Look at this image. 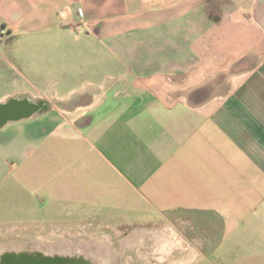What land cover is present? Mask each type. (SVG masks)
Returning a JSON list of instances; mask_svg holds the SVG:
<instances>
[{
  "label": "crops",
  "instance_id": "0c3cea01",
  "mask_svg": "<svg viewBox=\"0 0 264 264\" xmlns=\"http://www.w3.org/2000/svg\"><path fill=\"white\" fill-rule=\"evenodd\" d=\"M71 29L94 62L14 96L45 108L0 127V221L167 219L264 264V0H0V41Z\"/></svg>",
  "mask_w": 264,
  "mask_h": 264
},
{
  "label": "rangeland",
  "instance_id": "374dc122",
  "mask_svg": "<svg viewBox=\"0 0 264 264\" xmlns=\"http://www.w3.org/2000/svg\"><path fill=\"white\" fill-rule=\"evenodd\" d=\"M78 31L80 29H71L69 31L48 30L40 33H17L15 35L2 36L0 41V102L18 96V94L29 93L36 96L35 88L37 85H52L63 77L64 79L73 78L77 73L93 64L94 59L90 58L91 55L88 52L84 54L76 52L77 49L75 47L80 36L77 33ZM64 42L70 44V47L62 46ZM148 220L140 219V217L138 219H127L124 222L134 224H125L123 226L140 229L142 225L137 223H144ZM14 222L0 221V251L24 247L40 249L60 243L84 242L86 246H89L95 241L105 244L106 239L110 236L109 233H117L116 230L119 231L117 226H114L118 221L112 223L110 221L90 220L78 225H63L57 221ZM155 223L157 226L151 232H158L162 236L165 235L168 239V243L164 245V251L157 252L153 250L152 246L156 244L154 233L152 236L150 232H147L148 239L146 235H142V241H140L139 235L133 237L140 243L144 241V247L140 248L139 253L147 256L146 259L152 261L153 264H175V261H177V264H185L188 259H191L189 257L191 254L194 255L193 259H197L194 264H218L215 253L208 251L199 252L196 248L191 250V247L186 244L187 241L183 235L175 234L169 230L167 219ZM108 226L115 227V231L109 230V233H105V229ZM159 227L163 228L160 229ZM144 233H146V230ZM124 237L127 238V245H130L132 236L125 235ZM122 238L121 235L119 239ZM109 239V242L113 245L109 246L108 244V249H117L119 251V240L113 241L111 236ZM128 248L129 250L121 255L124 259L132 257L133 253L130 249H133L134 246ZM82 249H86V254L95 252L91 247ZM169 249L174 251L170 252ZM72 250H76V246ZM100 257L103 261L107 257V252ZM133 262L132 264H139L136 258Z\"/></svg>",
  "mask_w": 264,
  "mask_h": 264
},
{
  "label": "water",
  "instance_id": "95a60500",
  "mask_svg": "<svg viewBox=\"0 0 264 264\" xmlns=\"http://www.w3.org/2000/svg\"><path fill=\"white\" fill-rule=\"evenodd\" d=\"M44 108L42 100L27 97L9 98L0 102V127L40 113ZM0 264H90V262L84 258L72 259L55 253H46L42 248L24 247L0 251Z\"/></svg>",
  "mask_w": 264,
  "mask_h": 264
},
{
  "label": "flooded vegetation",
  "instance_id": "af4514ba",
  "mask_svg": "<svg viewBox=\"0 0 264 264\" xmlns=\"http://www.w3.org/2000/svg\"><path fill=\"white\" fill-rule=\"evenodd\" d=\"M43 104H44V102H43ZM115 226H117V228L119 229V231L116 230L117 233H114V232L113 233H109L108 232L109 230L115 231V229L111 228L110 226H108L105 229V233L108 232L110 234L111 238H113L111 240H113V241H118L119 240V242H120L119 251L117 249L116 250H112L111 248L108 249V244H109V246L112 244V243L109 242L110 241V239H109L110 236L106 239L107 243L105 242V244L104 243L103 244L102 243H97V242L94 241L91 244H89V246H86V244L84 242H79V243H77L78 247L76 248V250H71V251H45V249H43V250L46 253H51V254L55 253V254H59L61 256H65V257L72 258V259L84 258L85 260L89 261L90 264H132V263H134L133 260L135 258H136V260H137V262L139 264H145V263L146 264H151L152 261H150L149 259H146L147 256H144V255L139 253L140 250H141L140 248L144 247V241H143V243H140V241L143 240L142 235H146V233H144V231H142V228L140 227V229L139 228H135L134 229V228H130L128 226L125 227L123 225H120V226L115 225ZM154 226L155 227L153 228V230L156 228L157 225H154ZM157 230H158V228H157ZM167 231H168V229H167ZM121 235L125 239H123V238H122L123 240L119 239L121 237ZM125 235L126 236H132V239H131L132 241H131L130 245H127V242H126L127 238L124 237ZM138 235L140 236V241H138L137 239L133 238L134 236H138ZM156 235H159V233L157 232ZM146 237H147V239L149 238L147 235H146ZM132 246H134V248H133L134 250L130 249V251L134 255L132 254L131 258L124 259L121 255L129 250L128 247L132 248ZM85 247H91L92 249L95 250V252L93 254H91V253L90 254H86L85 253L86 249H82V248H85ZM169 250H170V252L174 251L172 249H169ZM105 252H107V257L102 261L100 256L102 254H104ZM143 252H144V250H143ZM134 256H135V258H133Z\"/></svg>",
  "mask_w": 264,
  "mask_h": 264
},
{
  "label": "bare ground",
  "instance_id": "6f19581e",
  "mask_svg": "<svg viewBox=\"0 0 264 264\" xmlns=\"http://www.w3.org/2000/svg\"><path fill=\"white\" fill-rule=\"evenodd\" d=\"M74 246H76L77 248L78 247L77 243H60L58 245L46 246V247L40 246V247L45 249V251H71L72 249H74Z\"/></svg>",
  "mask_w": 264,
  "mask_h": 264
}]
</instances>
